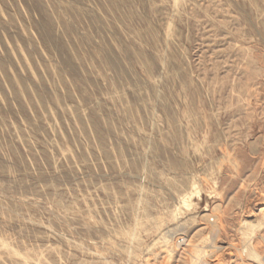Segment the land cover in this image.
I'll return each mask as SVG.
<instances>
[{
	"label": "rangeland",
	"instance_id": "rangeland-1",
	"mask_svg": "<svg viewBox=\"0 0 264 264\" xmlns=\"http://www.w3.org/2000/svg\"><path fill=\"white\" fill-rule=\"evenodd\" d=\"M197 250L264 264V0H0V264Z\"/></svg>",
	"mask_w": 264,
	"mask_h": 264
},
{
	"label": "bare ground",
	"instance_id": "bare-ground-1",
	"mask_svg": "<svg viewBox=\"0 0 264 264\" xmlns=\"http://www.w3.org/2000/svg\"><path fill=\"white\" fill-rule=\"evenodd\" d=\"M216 229V228H215ZM202 242V241H201ZM204 251L202 252V250H197L195 251V255L193 257V262L192 264H202V262H204ZM205 264V262H204Z\"/></svg>",
	"mask_w": 264,
	"mask_h": 264
}]
</instances>
